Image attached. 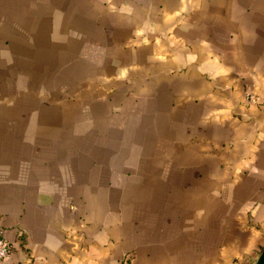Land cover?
Wrapping results in <instances>:
<instances>
[{
  "label": "crops",
  "instance_id": "crops-1",
  "mask_svg": "<svg viewBox=\"0 0 264 264\" xmlns=\"http://www.w3.org/2000/svg\"><path fill=\"white\" fill-rule=\"evenodd\" d=\"M0 235V264H254L264 0H0Z\"/></svg>",
  "mask_w": 264,
  "mask_h": 264
},
{
  "label": "built area",
  "instance_id": "built-area-1",
  "mask_svg": "<svg viewBox=\"0 0 264 264\" xmlns=\"http://www.w3.org/2000/svg\"><path fill=\"white\" fill-rule=\"evenodd\" d=\"M253 96L248 95L247 96V101H252ZM10 251V246L9 243L0 235V261L5 259ZM117 264H127V257H124L122 260H120Z\"/></svg>",
  "mask_w": 264,
  "mask_h": 264
},
{
  "label": "water",
  "instance_id": "water-1",
  "mask_svg": "<svg viewBox=\"0 0 264 264\" xmlns=\"http://www.w3.org/2000/svg\"><path fill=\"white\" fill-rule=\"evenodd\" d=\"M254 264H264V247L263 249L261 250L257 260L255 261Z\"/></svg>",
  "mask_w": 264,
  "mask_h": 264
}]
</instances>
